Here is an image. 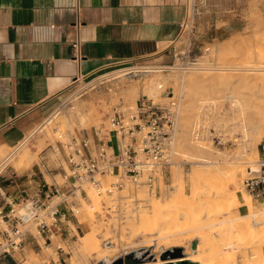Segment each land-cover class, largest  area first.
I'll list each match as a JSON object with an SVG mask.
<instances>
[{
	"label": "rangeland",
	"instance_id": "rangeland-1",
	"mask_svg": "<svg viewBox=\"0 0 264 264\" xmlns=\"http://www.w3.org/2000/svg\"><path fill=\"white\" fill-rule=\"evenodd\" d=\"M187 4L184 24L160 61L149 58L107 69L103 72L111 71L107 75L109 81L96 88L88 84L95 76L73 82L55 98L54 106L46 115L49 116L44 118L45 121L28 130L26 139L14 147H0V189L6 195H14L16 192L20 195L23 189L30 194L35 182L43 180L42 175L38 173L40 159L43 158L49 167L55 166V156L51 149L56 142L54 128L64 133L67 130L73 133L81 128L106 124L108 101L113 102L117 98L124 103L133 104L142 95H146L156 102L167 103L172 93L174 98L178 99L177 127L170 155L172 164L166 168L164 184L160 183L159 189L154 193L145 186L121 193L130 198H137L136 195H139L137 199L142 200L139 207H135L131 199L121 201L115 195L98 196L88 190L94 209L88 210L82 203L79 227L77 231L71 230L66 236V244L82 238L93 228L102 248L106 245L118 246L113 254L116 257L132 250L128 244H138L145 238L133 226L137 225V215L146 212L149 216L154 199L163 204L168 191H179L176 184L181 182V179H184L183 191L186 197L190 196L196 187L201 190L200 195L205 197L204 191L209 184L204 183L200 177L196 179L197 171L237 167L229 189H235L238 194L246 193L243 184V180L249 176L246 170L255 167L260 143L264 140V82L252 79L253 75L264 70V62L259 58L260 52L256 54L259 47L251 46L264 23V0H188ZM261 45L260 48L264 47V41ZM237 54L241 57L236 56ZM129 66L145 67L140 69L150 71L144 73L145 75L142 72L125 74L128 70L123 69L112 72ZM167 66L173 68L168 69ZM220 67L226 68L225 71ZM233 69H239L238 73L242 77L234 71L233 74ZM222 73L224 74L220 75ZM226 73L227 78H224ZM157 81L162 82L161 87L157 86ZM110 87L116 91H109ZM227 88H230V94H220ZM75 89H80L74 95L72 104L75 108L66 106L60 112L55 111L62 98ZM21 155L24 159H20ZM33 173L36 175H32ZM44 177L49 181L48 176ZM192 178L196 180V187H193L192 183L189 184V179ZM21 194L25 196L24 193ZM93 194L96 197H93ZM195 195L198 197L199 193ZM249 199L254 211L264 213L262 201H255L250 197ZM200 203L197 204L202 207ZM105 207L108 209L105 210ZM242 209L233 208L228 213H237ZM228 213L223 212L221 216ZM159 215H162V212H159ZM0 225L2 226L1 222ZM105 230L109 231L106 236ZM154 235L155 232L152 236ZM254 239L255 236H252V241ZM58 240L60 238H55L48 249L40 250L27 246L20 256L24 260L23 264H96L100 261L95 252L90 253L85 247H65L64 242L61 243L64 251L57 253L55 245ZM179 242H182V245H179L183 249L186 239L180 238ZM159 248L153 245L146 249L159 256L163 245ZM248 249L250 247L242 252L247 254L248 261H256L254 259L257 256L254 250H251L254 248ZM263 249L264 245L261 246L262 257ZM10 264L14 263L11 261Z\"/></svg>",
	"mask_w": 264,
	"mask_h": 264
},
{
	"label": "built area",
	"instance_id": "built-area-1",
	"mask_svg": "<svg viewBox=\"0 0 264 264\" xmlns=\"http://www.w3.org/2000/svg\"><path fill=\"white\" fill-rule=\"evenodd\" d=\"M140 68L145 67L129 66L112 72L123 69L128 70L127 74L139 73L134 71ZM109 73L96 74L88 84L96 88L106 83ZM78 80L77 77L73 82ZM112 89L115 90L110 87L109 91ZM79 90L62 98L55 111L60 112L66 106L74 109V95ZM169 99L167 103H160L142 95L135 103L128 104L117 98L108 101L106 124L73 133L54 128L56 142L51 149L55 166L49 167L40 159L38 173L43 180L35 182L30 194L23 189L20 195L17 192L6 195L0 189V264L11 261L23 264L20 256L27 246L48 249L55 238H60L55 245L56 252H63L66 236L79 227L82 203L88 210L94 209L88 190L98 196L115 195L121 201L131 199L139 207L142 200L121 193L140 186L152 193L159 189L160 183L164 184L166 168L172 164L170 155L177 127L178 99L172 93ZM254 168L243 180L244 188L253 200L264 204V140Z\"/></svg>",
	"mask_w": 264,
	"mask_h": 264
},
{
	"label": "crops",
	"instance_id": "crops-1",
	"mask_svg": "<svg viewBox=\"0 0 264 264\" xmlns=\"http://www.w3.org/2000/svg\"><path fill=\"white\" fill-rule=\"evenodd\" d=\"M187 2L0 0V147L16 146L40 125L75 78L160 61Z\"/></svg>",
	"mask_w": 264,
	"mask_h": 264
},
{
	"label": "bare ground",
	"instance_id": "bare-ground-1",
	"mask_svg": "<svg viewBox=\"0 0 264 264\" xmlns=\"http://www.w3.org/2000/svg\"><path fill=\"white\" fill-rule=\"evenodd\" d=\"M258 28L259 27H257V29ZM258 30L257 32L259 33ZM257 35L258 36H255L254 40L251 42V46L259 47L257 48L256 54L260 52L259 58L261 57V62H264V47L260 48L261 43L264 41V23L260 26V34ZM238 55L240 56V54L236 56ZM225 69L222 70L225 71ZM149 71L150 69H136L134 72H142L144 74ZM233 71L236 75H240V73H238L239 69H233L232 72ZM223 74L224 73L220 75ZM227 75L226 73L224 78ZM240 77L242 76L240 75ZM252 77V79H258L260 82H264V70ZM220 78H222V76H220ZM248 78L250 79V77ZM161 84L162 82H158L157 86L161 87ZM229 89H224L220 94H230L228 91ZM20 159H24L22 155ZM207 166L209 167L210 165ZM224 169L221 168L216 171L205 169L196 172V179L200 177L204 183L209 184V187L204 191L205 197L200 195L201 190L195 186L194 183H196V180L192 178L189 179V184L192 183L193 187L196 188L190 196H185L183 191L184 184L182 181L184 179H181V182L176 184L179 186V191H168L165 195L166 199L163 200V204H159L158 199H154L151 204L152 210H150L152 213L149 216L145 214L146 212L137 215V225H133L145 238L138 244H128V247L135 250L146 249L153 245L155 248H159L163 245L164 250L172 247H181L180 245L182 244L180 243L182 242H179V239L185 238L187 242H185L186 245L183 247V256L175 260L188 259L200 264H264V256L262 257L261 255V246L264 245V213L263 211L257 212L252 209V204L249 199L251 196L247 192L248 195L243 192L238 194L235 192V189L234 191H230L229 185L234 181L237 167L236 169L234 167H229L227 170ZM254 169V167L252 170L249 168L246 170V173L250 174ZM242 171L244 170L242 169ZM197 193H199L198 197L195 195ZM212 193L214 196H211ZM136 196L138 198L139 195ZM93 197L96 196L93 194ZM210 197L211 199H209ZM198 202H201L200 204H202V207L198 206ZM239 207L243 208L242 211L238 210L237 213L233 214L228 213L231 209ZM159 212H162V215H159ZM223 212H227L228 214L226 216H221ZM179 216L184 217L179 218ZM133 226L132 228H134ZM132 230L134 231V229ZM95 232L96 231L92 228L90 231H87L82 238L73 242H68L66 245H71L75 248L85 247L90 253L95 252L99 260L111 261L116 257L113 254L117 251L118 246L113 247L112 245H106L105 248H102L100 246V241L96 238ZM108 232L106 231L105 236L109 234ZM153 232H155L154 236H152ZM252 236H255L254 241H252ZM192 240H196L197 245L195 250L189 251ZM120 247L122 246L120 245ZM249 247L250 249L254 248L251 250H254V254L257 256V259H254L256 261H248L247 254L242 252ZM241 252L243 253L242 255L240 254ZM161 263H163V261L159 258L158 254H156L153 260L142 264Z\"/></svg>",
	"mask_w": 264,
	"mask_h": 264
},
{
	"label": "water",
	"instance_id": "water-1",
	"mask_svg": "<svg viewBox=\"0 0 264 264\" xmlns=\"http://www.w3.org/2000/svg\"><path fill=\"white\" fill-rule=\"evenodd\" d=\"M197 245L196 240H192L190 243V249L195 250ZM183 256V249L181 247H172L164 249L159 253V258L163 261L161 264H200L188 259H180ZM155 258V255L151 253L150 249H135L126 251L123 254L118 255L111 261L107 262L104 260L98 261L96 264H142L149 262ZM175 260V261H171ZM169 261V262H165Z\"/></svg>",
	"mask_w": 264,
	"mask_h": 264
}]
</instances>
